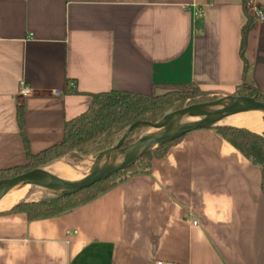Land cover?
Segmentation results:
<instances>
[{
  "label": "crops",
  "instance_id": "obj_1",
  "mask_svg": "<svg viewBox=\"0 0 264 264\" xmlns=\"http://www.w3.org/2000/svg\"><path fill=\"white\" fill-rule=\"evenodd\" d=\"M247 17L245 0H0V170L27 162L25 140L31 155L60 144L92 95L192 83L264 98V21H252L243 75ZM157 263L264 264L260 170L215 129L72 210L0 214V264Z\"/></svg>",
  "mask_w": 264,
  "mask_h": 264
},
{
  "label": "trees",
  "instance_id": "obj_2",
  "mask_svg": "<svg viewBox=\"0 0 264 264\" xmlns=\"http://www.w3.org/2000/svg\"><path fill=\"white\" fill-rule=\"evenodd\" d=\"M246 2L247 0H245V12L247 13ZM252 28V19L247 17V22L241 30V44L239 50V55L243 62V75H245L248 70V63L244 53L247 35ZM167 88H169V91L160 95L154 93L135 94L125 91H109L92 95L89 108L84 113L64 123L63 139L60 144L52 146L37 155H31L25 140L27 148L26 165L12 167L11 169H25V171L28 172L32 170L27 169L31 161H39L41 162L40 164H44L63 157H67L73 163L79 162L84 156L98 154L112 148L126 130L136 122L156 123L167 113L180 110L185 106L218 99L217 96L201 91L192 83L167 85ZM186 88H193L194 91L184 92ZM178 89H182L183 91H178ZM232 95L251 97L264 103V98L260 93L256 89L246 85L237 87ZM18 123L20 133L24 136L23 114L20 109L18 112ZM145 129H147L145 125L135 128L124 141L123 146H128L135 142L141 136V131ZM215 131L245 159L259 168L261 173V190L264 194V138L243 128L218 127L215 128ZM182 138L166 143L150 153L143 155L132 167L120 171L113 176L124 172H130V176L147 173L150 169L152 159L163 157L168 148ZM1 172L3 171H0V173ZM113 176L104 181L97 182L91 187L83 189L74 195L63 197L52 202L21 204L9 211L1 212L0 214L21 211L27 215L29 220H32L72 210L94 200L100 194L107 192L117 183L128 178L113 182L93 192L95 188L105 184ZM84 193L85 195L82 196V200H74Z\"/></svg>",
  "mask_w": 264,
  "mask_h": 264
},
{
  "label": "water",
  "instance_id": "obj_3",
  "mask_svg": "<svg viewBox=\"0 0 264 264\" xmlns=\"http://www.w3.org/2000/svg\"><path fill=\"white\" fill-rule=\"evenodd\" d=\"M251 114H259L261 117H264V103L251 97L227 95L210 102L185 106L180 110L167 113L156 123L136 122L126 130L115 146L95 154L101 156L102 160L96 165L93 172H89L87 179L68 180L50 172L51 167L65 162L59 160L13 178L0 180V201L11 191H18L24 186L45 187L56 191L54 195L35 202H52L63 197L74 195L97 182L110 178L120 171L129 169L143 155L150 153L166 143L180 139L190 132L201 129H215L218 127L240 128L236 126H216L215 124L231 117ZM143 125L147 126L148 131L142 134L132 144L123 146L124 141L133 130ZM65 163L74 170L80 171V164L74 166L68 162ZM23 203L27 202L18 204Z\"/></svg>",
  "mask_w": 264,
  "mask_h": 264
},
{
  "label": "bare ground",
  "instance_id": "obj_4",
  "mask_svg": "<svg viewBox=\"0 0 264 264\" xmlns=\"http://www.w3.org/2000/svg\"><path fill=\"white\" fill-rule=\"evenodd\" d=\"M216 126H236L244 128L252 133H256L264 137V117L259 114L244 115L239 117H231L221 120L215 124ZM102 160L99 155L86 157L80 163V171L74 170L67 163L62 162L50 168V172L68 180L87 179L89 172L95 170L96 165ZM56 191L45 187L24 186L18 191H11L5 195L0 201V211H5L21 202H35L46 199L54 195Z\"/></svg>",
  "mask_w": 264,
  "mask_h": 264
},
{
  "label": "rangeland",
  "instance_id": "obj_5",
  "mask_svg": "<svg viewBox=\"0 0 264 264\" xmlns=\"http://www.w3.org/2000/svg\"><path fill=\"white\" fill-rule=\"evenodd\" d=\"M200 89V88H199ZM201 90V89H200ZM169 91V90H168ZM167 91V92H168ZM178 91H183L182 89H178ZM192 91H194V89L193 88H186V89H184V92H192ZM201 91H203V90H201ZM203 92H205V91H203ZM166 93V92H165ZM206 93V92H205ZM219 98V97H218ZM148 130L147 129H145V130H143V131H141L142 132V134H144L145 132H147ZM141 134V135H142ZM116 145V143L114 144V146ZM93 155H95V154H92V155H87V156H84L83 158H82V160L81 161H79V162H76V163H73V162H71L67 157H63V158H60V159H56V160H53V161H50V162H47V163H44V164H40L41 162H36V161H31V163H29L28 164V167H27V169H35V168H38V167H41V166H44V165H48V164H51V163H54V162H56V161H59V160H63V161H65V162H68L69 164H71V165H74V166H78L86 157H90V156H93ZM24 165H26V163L25 164H23V165H20V166H24ZM14 167H16V166H14ZM12 168V167H11ZM11 168H7V169H2V170H0V171H3V172H1L0 173V180H5V179H9V178H13V177H15V176H18V175H20V174H22V173H25L26 171H25V169H22V170H13V169H11ZM9 169H11V170H9ZM133 171H135V170H133ZM132 171V172H133ZM130 176V172H124V173H120V174H117V175H115V176H113L111 179H109L105 184H102V185H100V186H98L97 188H95L94 189V191L93 192H95L96 190H98V189H102V188H104V187H106V186H108V185H110L111 183H113V182H117V181H119V180H122V179H124V178H127V177H129ZM92 192V193H93ZM83 195H85V193L84 194H82V195H80L79 197H77L76 199H74V200H82V196ZM28 203H37V202H27V203H23V204H28ZM18 205H21V204H17V205H15V206H13L12 208H10V209H8V210H5V211H0V212H6V211H9V210H11V209H13L14 207H16V206H18Z\"/></svg>",
  "mask_w": 264,
  "mask_h": 264
},
{
  "label": "built area",
  "instance_id": "obj_6",
  "mask_svg": "<svg viewBox=\"0 0 264 264\" xmlns=\"http://www.w3.org/2000/svg\"><path fill=\"white\" fill-rule=\"evenodd\" d=\"M247 13L249 14V16L251 17L252 21L254 23H260L262 21H264V11L261 10L260 8H258L257 6H253L251 4V1L248 0L247 2ZM198 14V13H197ZM31 93V89L27 86H25V84L23 82H21V88H20V95L21 96H27ZM56 96L60 95V92H55ZM194 225H196L195 222H193ZM157 264H162V263H157Z\"/></svg>",
  "mask_w": 264,
  "mask_h": 264
}]
</instances>
